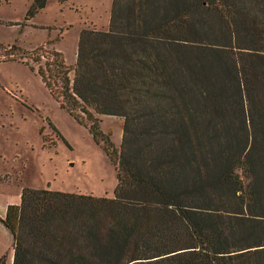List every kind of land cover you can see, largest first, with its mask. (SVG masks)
Segmentation results:
<instances>
[{"label": "trees", "instance_id": "trees-1", "mask_svg": "<svg viewBox=\"0 0 264 264\" xmlns=\"http://www.w3.org/2000/svg\"><path fill=\"white\" fill-rule=\"evenodd\" d=\"M52 60L39 72L106 140L117 185L23 188L11 264H264V0H113L72 78ZM96 114L123 118L118 151Z\"/></svg>", "mask_w": 264, "mask_h": 264}, {"label": "rangeland", "instance_id": "rangeland-1", "mask_svg": "<svg viewBox=\"0 0 264 264\" xmlns=\"http://www.w3.org/2000/svg\"><path fill=\"white\" fill-rule=\"evenodd\" d=\"M0 0V264H11L13 237L3 224L23 188L113 197L116 166L106 140L61 105L39 72L60 53L73 77L79 33L107 30L113 0ZM120 149L123 118L96 114Z\"/></svg>", "mask_w": 264, "mask_h": 264}]
</instances>
